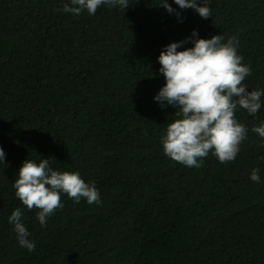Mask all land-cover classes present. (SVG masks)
<instances>
[{"label": "trees", "instance_id": "1", "mask_svg": "<svg viewBox=\"0 0 264 264\" xmlns=\"http://www.w3.org/2000/svg\"><path fill=\"white\" fill-rule=\"evenodd\" d=\"M65 3L0 0V264H264V138L251 131L264 123V96L254 116L236 111L248 133L235 160L210 152L200 168L164 154L178 108L154 100L166 83L161 51L219 34L237 37L248 91H264V0H206L208 19L174 0L171 14L161 0L94 15ZM26 159L79 172L102 203L62 193L42 227L12 186ZM16 208L33 251L9 223Z\"/></svg>", "mask_w": 264, "mask_h": 264}, {"label": "clouds", "instance_id": "2", "mask_svg": "<svg viewBox=\"0 0 264 264\" xmlns=\"http://www.w3.org/2000/svg\"><path fill=\"white\" fill-rule=\"evenodd\" d=\"M174 3L181 9H194L201 18L211 17L206 0L203 3L201 0H174ZM70 4L63 5L65 13L80 15L86 9L89 15H94L101 5L125 10L129 0H70ZM160 4L170 14L175 12L167 0H161ZM192 36L198 37L197 32L193 31ZM223 40L220 34L210 39L195 38L193 47L182 51L177 49L187 43V39L173 42L158 57L159 71L166 83L154 100L161 107L167 104L178 108L175 116L179 117L167 124L166 135L161 139L163 152L189 168L202 167V161L210 152L220 163L234 161L248 133L246 126L236 118L237 109L242 108L253 116L261 109L264 91H248L243 83L251 70L237 54V37H230L226 43H222ZM251 131L264 138V123L253 126ZM5 155L0 147V162H4ZM250 179L259 182V169L252 170ZM12 186L15 196L28 210H39L37 219L42 227L57 209L64 207L62 193L76 203L82 198L89 204L102 203L94 182L86 183L79 172L53 170L49 159L38 163L26 159ZM8 220L14 226L19 245L33 251L36 245L28 238L22 209L12 211Z\"/></svg>", "mask_w": 264, "mask_h": 264}]
</instances>
